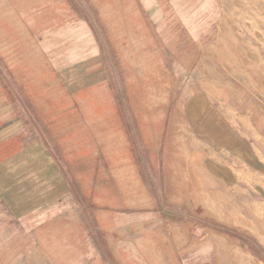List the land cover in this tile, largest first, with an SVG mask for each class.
Instances as JSON below:
<instances>
[{
  "label": "rangeland",
  "instance_id": "obj_1",
  "mask_svg": "<svg viewBox=\"0 0 264 264\" xmlns=\"http://www.w3.org/2000/svg\"><path fill=\"white\" fill-rule=\"evenodd\" d=\"M74 62L104 77L74 85ZM197 96L264 173V0H0L11 147L42 144L62 178L0 264H264V174L205 172Z\"/></svg>",
  "mask_w": 264,
  "mask_h": 264
},
{
  "label": "crops",
  "instance_id": "obj_2",
  "mask_svg": "<svg viewBox=\"0 0 264 264\" xmlns=\"http://www.w3.org/2000/svg\"><path fill=\"white\" fill-rule=\"evenodd\" d=\"M72 66V74H75L72 75L71 83L74 85H85L88 80L98 81L104 77H98V75L91 77L89 73L85 74L83 62H74ZM76 79L77 82H75ZM205 99L197 96L185 107L186 121L196 128L197 141L200 146L208 147L205 172L220 186L226 188L239 184L245 176V169L255 181L257 174L258 176L264 174L260 171L261 162H256L253 151L247 147L245 141L240 139L237 128L230 119H226L221 110L217 107L213 108L209 100ZM1 108L0 250L12 247L18 239L23 237L28 218L33 212L40 211L45 204L43 200L31 208L30 201L27 202L29 197H32L29 195L48 196L47 181L54 178L52 181L57 187L62 180L59 168L42 144H32L18 150L11 147L12 136L19 133L21 125L8 118V106ZM248 150L251 155L247 156ZM205 151H203L204 154ZM203 152L200 150L199 154L203 155ZM224 264L242 263L232 261Z\"/></svg>",
  "mask_w": 264,
  "mask_h": 264
}]
</instances>
